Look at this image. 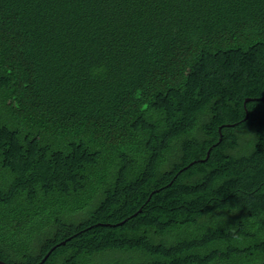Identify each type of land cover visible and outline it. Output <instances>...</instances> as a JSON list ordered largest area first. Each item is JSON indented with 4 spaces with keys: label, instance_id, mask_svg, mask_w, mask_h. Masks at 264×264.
Wrapping results in <instances>:
<instances>
[{
    "label": "trees",
    "instance_id": "16d2710c",
    "mask_svg": "<svg viewBox=\"0 0 264 264\" xmlns=\"http://www.w3.org/2000/svg\"><path fill=\"white\" fill-rule=\"evenodd\" d=\"M0 261L264 264V0H0Z\"/></svg>",
    "mask_w": 264,
    "mask_h": 264
},
{
    "label": "water",
    "instance_id": "95a60500",
    "mask_svg": "<svg viewBox=\"0 0 264 264\" xmlns=\"http://www.w3.org/2000/svg\"><path fill=\"white\" fill-rule=\"evenodd\" d=\"M45 259H46V258H45ZM45 259H43V261H42V262H44V261H45ZM0 264H6V263H4V262L0 261Z\"/></svg>",
    "mask_w": 264,
    "mask_h": 264
}]
</instances>
